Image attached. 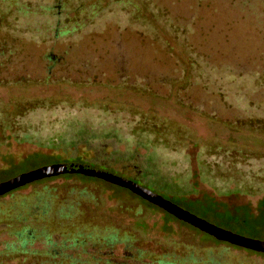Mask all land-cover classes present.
I'll use <instances>...</instances> for the list:
<instances>
[{"label": "rangeland", "instance_id": "rangeland-1", "mask_svg": "<svg viewBox=\"0 0 264 264\" xmlns=\"http://www.w3.org/2000/svg\"><path fill=\"white\" fill-rule=\"evenodd\" d=\"M2 1L48 39L28 41L22 34L13 40L16 35L0 32L8 45L0 49V60L8 62L0 65V112L5 105L11 112L10 125L0 128V181L53 162L101 160L130 169L164 196L213 197L219 210L245 205L258 213L264 135L225 122L250 109L232 94V77H224L222 98L214 90L216 69L208 72L209 85L201 79L185 85L179 58L157 43H141L133 27L112 24L100 34L89 25L75 38L53 39L55 18L40 7L56 0ZM150 1L166 5L176 22H195L189 37L196 53L218 69L264 70V0ZM25 7L34 12L25 16ZM242 84L254 88L250 80ZM263 93L254 99L264 100ZM212 223L264 239V229L257 235ZM93 245L126 264H264V252L220 241L101 178L59 173L0 195V264H27L34 256L43 264H94Z\"/></svg>", "mask_w": 264, "mask_h": 264}, {"label": "trees", "instance_id": "trees-1", "mask_svg": "<svg viewBox=\"0 0 264 264\" xmlns=\"http://www.w3.org/2000/svg\"><path fill=\"white\" fill-rule=\"evenodd\" d=\"M101 1L102 0H93L87 3L85 0H56V3L52 2L47 3L46 6H41L40 9L46 12L48 11L49 14H52L55 18L54 25L51 24L50 26L52 27L51 37L53 39H59L62 36H66L62 39H72L75 38V33L77 34L84 28L89 27V25H91L94 30H98L97 32H100V34H104L112 24L123 30L133 27L141 43L146 42V40L155 44L157 43L163 49L165 48L170 51L172 55L179 58L177 63L181 65L180 68L182 70V78L185 81V85L189 86L193 79H201L205 85H209L211 77L208 72L209 70L216 69L218 75L216 76V81L213 83L215 84L214 90L223 98L227 96L225 93L228 88L224 82V77H232L233 81L237 83L236 92H232V94L247 100L250 104V109L244 118L233 116L227 118L225 122L234 127H244L252 133L264 135V100L254 99V95H257V93L261 91L264 92V70L254 69L243 72V70L241 71L229 64H223L225 67L223 70H220L217 65L207 62L203 56L196 53V48L189 37V35L193 34L196 30V23L190 22L185 24L174 21L166 5L157 6L150 0H138L137 4H132L130 0H109V4L106 5L105 8H102L100 5ZM2 2L3 1L0 0V32L7 33L6 35H16L13 37V40L22 34V36L27 37L28 41L42 42L48 39L47 31L41 33L33 24L20 19L19 13L22 11L18 12V10L12 8L11 5L5 7L2 5ZM66 2L68 5L65 4ZM32 12H34V9L31 7H25L23 10L25 16ZM71 13L74 14L72 15ZM63 15L67 17V23L63 21ZM230 26H232V24H230ZM0 49H2V53L8 49L6 38L1 34ZM57 58L60 61L63 60L61 56H57L56 60ZM7 63L8 62L0 60V65H8ZM176 80L177 78H172V81ZM248 80L252 81L254 85V88L249 91L246 90L248 89V85L242 84V81ZM3 107L5 112H0V128L10 125L9 117L11 112L7 105ZM15 107L17 108L16 105ZM13 110L15 109L13 108ZM172 127L173 126L168 128L173 129L174 127ZM235 153H240L241 156H244L238 149L235 150ZM112 184L114 185L115 183ZM236 190L242 189L238 187ZM169 197L180 205H184L183 207H188L187 209L191 212L203 218L210 217L212 221L227 223L239 229H245L257 235H262L260 232L264 229V195L257 204V214L249 212L245 205L235 207L234 210L229 208L219 210L217 208L218 203L213 197H208L204 200H191L190 198L178 194H176L175 197ZM150 203L151 205H155L152 202ZM75 243L76 240L74 239L73 244L75 245ZM93 248H95V252L93 253L96 255L94 256V264H126L106 258L103 252L104 247L93 245ZM65 254L66 253H62L63 258L66 257L64 256ZM135 261H139V259L135 258ZM59 262L60 264H77L78 260L71 259V261ZM27 264L43 263L39 262L34 256L27 261ZM49 264H54V262H50ZM140 264H147V262L141 261Z\"/></svg>", "mask_w": 264, "mask_h": 264}, {"label": "water", "instance_id": "water-1", "mask_svg": "<svg viewBox=\"0 0 264 264\" xmlns=\"http://www.w3.org/2000/svg\"><path fill=\"white\" fill-rule=\"evenodd\" d=\"M74 172L86 176L101 178L107 182H112L121 186L130 188L134 193L142 196L155 205L163 208L187 222L194 227L214 236L219 240H228L233 243L247 246L248 248L264 252V239L247 236L246 234L234 231L230 228H223L211 221L191 212L189 209L183 207L178 202L174 201L169 196H164L122 173H119L110 168H105L88 162H80L74 160H65L53 162L48 165H43L35 169L13 175L7 179L0 181V195L25 185L31 181L50 177L51 175Z\"/></svg>", "mask_w": 264, "mask_h": 264}, {"label": "flooded vegetation", "instance_id": "flooded-vegetation-1", "mask_svg": "<svg viewBox=\"0 0 264 264\" xmlns=\"http://www.w3.org/2000/svg\"><path fill=\"white\" fill-rule=\"evenodd\" d=\"M91 164H95V165H98V166H102V167H105V168H110L112 170H115L119 173H122L128 177H131L133 180H135L136 182L139 183V178L137 176H135L134 174H132V172L130 171V169H125V168H115V167H112L109 163L108 164H105L103 163V161L101 162V160H90ZM220 241H223V240H220ZM230 242V241H229ZM233 243V242H231ZM234 244H237V243H234ZM238 245V244H237ZM241 245V244H240ZM244 246V245H242ZM247 247V246H245ZM129 254H132V252H129ZM187 258H190V259H195V255L193 252H188L187 254ZM211 259H212V256H211ZM125 260H128V259H123L122 262H126ZM118 261V260H117ZM214 258H213V262H214ZM182 264H189V263H185L183 262Z\"/></svg>", "mask_w": 264, "mask_h": 264}]
</instances>
